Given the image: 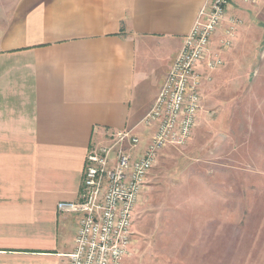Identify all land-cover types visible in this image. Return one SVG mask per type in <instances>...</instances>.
<instances>
[{
    "label": "crops",
    "instance_id": "crops-1",
    "mask_svg": "<svg viewBox=\"0 0 264 264\" xmlns=\"http://www.w3.org/2000/svg\"><path fill=\"white\" fill-rule=\"evenodd\" d=\"M211 1L0 0V264H69L80 217L59 204L80 201L110 132L146 148L142 121Z\"/></svg>",
    "mask_w": 264,
    "mask_h": 264
},
{
    "label": "rangeland",
    "instance_id": "rangeland-1",
    "mask_svg": "<svg viewBox=\"0 0 264 264\" xmlns=\"http://www.w3.org/2000/svg\"><path fill=\"white\" fill-rule=\"evenodd\" d=\"M241 4L196 131L163 153L133 214L127 264H264V0Z\"/></svg>",
    "mask_w": 264,
    "mask_h": 264
},
{
    "label": "built area",
    "instance_id": "built-area-1",
    "mask_svg": "<svg viewBox=\"0 0 264 264\" xmlns=\"http://www.w3.org/2000/svg\"><path fill=\"white\" fill-rule=\"evenodd\" d=\"M232 0L206 4L169 69L143 126L152 129L146 148L133 129L110 132L105 145L88 153L81 199L60 203L59 209L79 216L69 264H125L134 255L133 214L142 205L152 171L169 148L185 146L202 113V86L224 66L219 50L228 49L237 21L228 17ZM230 27L225 30L224 23ZM217 52L211 43L220 31Z\"/></svg>",
    "mask_w": 264,
    "mask_h": 264
},
{
    "label": "trees",
    "instance_id": "trees-1",
    "mask_svg": "<svg viewBox=\"0 0 264 264\" xmlns=\"http://www.w3.org/2000/svg\"><path fill=\"white\" fill-rule=\"evenodd\" d=\"M263 27H264V24H263Z\"/></svg>",
    "mask_w": 264,
    "mask_h": 264
}]
</instances>
